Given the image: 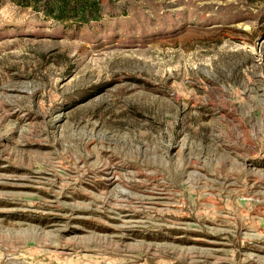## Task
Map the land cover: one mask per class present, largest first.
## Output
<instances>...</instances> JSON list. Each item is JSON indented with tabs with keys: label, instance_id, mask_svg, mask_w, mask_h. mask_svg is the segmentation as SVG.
I'll return each instance as SVG.
<instances>
[{
	"label": "rangeland",
	"instance_id": "374dc122",
	"mask_svg": "<svg viewBox=\"0 0 264 264\" xmlns=\"http://www.w3.org/2000/svg\"><path fill=\"white\" fill-rule=\"evenodd\" d=\"M56 1L0 0V264H264V0Z\"/></svg>",
	"mask_w": 264,
	"mask_h": 264
},
{
	"label": "trees",
	"instance_id": "16d2710c",
	"mask_svg": "<svg viewBox=\"0 0 264 264\" xmlns=\"http://www.w3.org/2000/svg\"><path fill=\"white\" fill-rule=\"evenodd\" d=\"M66 3L67 1L65 0H59L55 2L56 8L59 11V15L60 17H62L61 15L64 13V9L66 7ZM90 9H87V5H81V4H76V6L73 7V11L75 15H78L80 18V21H82V23H88L91 19H98L99 18V6L98 3L96 1H93L90 3ZM49 12H52V6H50L51 4H49Z\"/></svg>",
	"mask_w": 264,
	"mask_h": 264
}]
</instances>
